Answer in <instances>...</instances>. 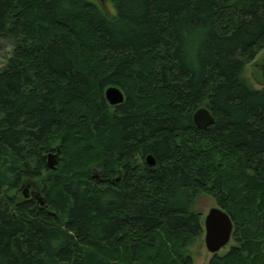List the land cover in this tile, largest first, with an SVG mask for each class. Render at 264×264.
Instances as JSON below:
<instances>
[{"label": "trees", "instance_id": "obj_1", "mask_svg": "<svg viewBox=\"0 0 264 264\" xmlns=\"http://www.w3.org/2000/svg\"><path fill=\"white\" fill-rule=\"evenodd\" d=\"M109 1L0 0V264H193L203 193L264 264V0Z\"/></svg>", "mask_w": 264, "mask_h": 264}, {"label": "rangeland", "instance_id": "obj_2", "mask_svg": "<svg viewBox=\"0 0 264 264\" xmlns=\"http://www.w3.org/2000/svg\"><path fill=\"white\" fill-rule=\"evenodd\" d=\"M98 4L101 9L108 15L114 13V8L109 0H90ZM10 46L6 41L0 40V67L5 65ZM244 78L255 89H264V49L261 50L253 61L245 67ZM58 157L57 153L55 154ZM56 161V160H55ZM57 165V161H56ZM55 165V167H56ZM217 207L214 199L207 194H200L196 197L193 209L200 214V221L203 226L204 218L210 209ZM231 238L227 245L218 251L217 255L225 254L233 245ZM188 253L192 257L193 264H208L213 254H210L204 244V230L202 235L197 238L193 245L188 248Z\"/></svg>", "mask_w": 264, "mask_h": 264}, {"label": "water", "instance_id": "obj_3", "mask_svg": "<svg viewBox=\"0 0 264 264\" xmlns=\"http://www.w3.org/2000/svg\"><path fill=\"white\" fill-rule=\"evenodd\" d=\"M104 97L107 103L112 106L120 105L124 101V94L117 87H108L104 91ZM192 120L198 128H207L214 124V118L205 107L197 109L193 113ZM55 158V154H51L48 157V167L52 170L55 169ZM146 161L148 165H154V160L151 156H147ZM203 230L205 248L210 254L215 255L232 238L233 223L226 212L219 207H215L210 209L206 214L203 222Z\"/></svg>", "mask_w": 264, "mask_h": 264}]
</instances>
